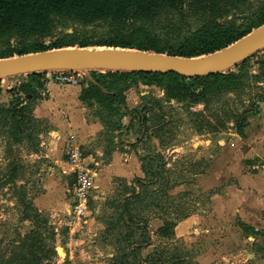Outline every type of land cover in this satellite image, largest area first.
I'll list each match as a JSON object with an SVG mask.
<instances>
[{
  "label": "rangeland",
  "instance_id": "obj_1",
  "mask_svg": "<svg viewBox=\"0 0 264 264\" xmlns=\"http://www.w3.org/2000/svg\"><path fill=\"white\" fill-rule=\"evenodd\" d=\"M216 5L218 11L223 9L225 12L219 18V22L222 24L235 23L239 25L243 20L249 19L253 12L264 10V0H239L235 1L234 4L217 0ZM227 5L229 6L226 9ZM212 6L213 2L204 6L190 3L185 5L183 13L172 6H162L152 20L129 22L123 26L110 25L101 20L85 22L68 17L63 13H54L50 18L51 29L48 35L37 34L26 37H21L16 33L6 35L0 39V50H7L12 43L43 42L49 47L53 43L61 44L62 47L58 49L63 50L84 48L90 52H132L136 50L111 47L101 43L113 38L136 37L138 34L136 30L141 28H145L157 36L161 44L171 43L175 38L199 27L204 21L211 18L210 9ZM68 40L79 41L87 45L85 47H79V44L66 46ZM246 60L247 72L242 76L241 85L230 87L229 84H221L204 97H198L191 93L170 96L166 87L153 83L155 87L152 88L151 83L144 82L140 76L136 77L144 85H148L144 89H137V94L133 92L136 99L141 90L148 91L150 96H152V92H156L161 99L153 100L147 106L142 105L144 106L142 113L145 116L142 118V125L140 119L137 123L139 114H134L132 119L129 116L122 117V119H125L126 124L132 122V128L136 124L135 132L132 131L134 142L149 146L154 135L153 132L150 134L149 131H154L156 128L162 135L165 145L163 153L167 159H170L168 162L171 165H165L163 169L159 170L163 174L161 186L174 190L171 196L182 203L177 209L169 207L168 220H177L179 216L185 217L191 213H197V211L198 213L203 212L206 209L205 205L208 204L207 198L210 197L211 191L203 190L205 182L203 174L206 173L207 168L214 166V157L210 156V150L206 149L207 145L213 142V149L217 151V148L220 147V139L231 142L235 133H239L241 137L248 136L244 134V130L250 124L249 120L255 118V115L259 113L260 102L264 100V73H262L264 47ZM241 64L242 61L222 72L226 73L230 70L238 72ZM108 70L98 69V72L95 71L92 74L105 76L104 72ZM17 76L16 79L12 78L6 83L0 80V258H9L12 264L14 262L21 264L24 262L23 257L25 260L30 257L31 250L25 246L22 247L18 239V234H27L35 224L24 215L20 204L23 191L27 195L26 198L33 202L37 197L45 194L46 201H49L52 206L54 205V208L49 210L37 207L43 212L44 217L47 218L52 227V229L48 228V230L43 231L46 238H52V244L56 250L52 264H148L147 258L157 251L164 256H181L186 259L190 258L189 252L191 251H194L195 254L201 251L202 253L209 251V247L205 243L206 238H199L196 242L197 245H189L184 238H157V236L155 237L157 231H154L150 244L136 247L137 260L121 261L120 252L127 254L131 245L128 247V243L123 237L124 229L122 232V226L118 225L122 223L117 219L118 217H115L120 210L119 204L116 202L119 198L115 195L117 190L113 189L108 193L95 191L93 190V180V186L87 193V209L78 213L74 207L78 203V198L76 199L74 194L77 183L76 171L78 166H86V163L80 158L84 156L83 153L85 152L99 150L103 152V157L106 159L108 156L106 150H108L109 144L107 139H110L112 134L115 135V132L109 131L108 136L107 134L98 135L87 149H82L75 138L66 139V146L63 151L65 158L72 163L74 162V154H76L79 159L76 164L80 165L75 167L74 171L67 169V173L64 172L53 162L52 158L46 157V151L44 152L47 150V145H50L53 140V136L49 134L52 126L50 127L48 123L32 117L26 132L19 140L11 136L13 125L12 121L6 117L5 108L13 100L12 90L19 88L23 82L29 80L28 73ZM36 76H41V84L35 86L38 96L40 99L46 98L51 82L43 81V78L50 76V74L48 71H42ZM137 80L136 82L132 81V84L128 83V85H138ZM186 83L189 86L194 84L189 78L186 79ZM128 87H125L126 91ZM42 88L48 90L46 96L41 95L40 90ZM7 93L10 94V97ZM19 94L26 98L29 106L32 105L33 107V100H28L29 94L23 95L22 92ZM156 107H159V115H155L154 109ZM112 110L115 113L111 123L117 121L119 116L116 109ZM124 132L121 131L120 139L124 138ZM27 134L32 135L31 139H34V143L25 137ZM104 142L106 143L103 144ZM173 150L175 151L173 152ZM148 152L145 155L143 152L141 153L144 164L148 157L153 154L162 159L165 158L161 153ZM228 152L231 154L232 150L229 149ZM50 166L56 169L54 170L57 175L56 180H47ZM56 182L59 184L56 185ZM44 186H46V190ZM89 207L92 208V214L89 212ZM151 207L153 208L147 211V214L161 213L157 207L154 208V205ZM146 213L140 214L138 210L131 217L133 220L143 223L146 219ZM93 216L99 223L104 224L100 231L95 224L89 222ZM114 221L117 224L108 226L111 224L110 222L114 223ZM148 228L152 230L149 225ZM245 232L255 235L256 238H247L245 235L242 242L230 243L228 241L222 251L225 253V258H219L220 260L213 264H264V229L260 228L255 231L245 228ZM202 239L204 240L201 241ZM210 241H214L213 244L218 245L221 238H210ZM213 252L215 253V251Z\"/></svg>",
  "mask_w": 264,
  "mask_h": 264
},
{
  "label": "trees",
  "instance_id": "obj_2",
  "mask_svg": "<svg viewBox=\"0 0 264 264\" xmlns=\"http://www.w3.org/2000/svg\"><path fill=\"white\" fill-rule=\"evenodd\" d=\"M224 1L234 4L235 1L239 0ZM211 2H213V6L210 9L212 14L211 18L204 21L199 27L175 38L171 43L166 42L165 44H161L157 36H154L147 29L141 28L136 30L138 32L136 37L113 38L101 44H106L111 47L168 54L187 59L199 58L211 55L234 44L264 24V10L261 12H253L249 19L246 21L243 20L239 25L235 23H220L219 18L225 12L223 9L218 11L216 5L217 0H0V39L13 33L21 37L37 34L48 35L51 29L50 18L54 13H63L68 17L85 22L101 20L110 25L123 26L129 22H147L152 20L162 6H172L183 13L184 7L187 4L193 3L195 5L197 4V6H204ZM228 6H226V9ZM77 44H79V47H85L87 45L74 40H68L65 45L74 46ZM61 47V44L56 43H53L50 47L46 46L43 42L26 44L12 43L7 50H0V58L42 52ZM246 61V59L242 61L238 72L230 70L226 73L219 72L193 77L183 76L176 72L165 73L128 70H108L104 72L105 76H96L92 73L95 71L98 72V69H89V75L91 74V77H87V86H84L81 96L85 99L95 98L111 110L116 109V113L119 114L118 120L113 121V126L116 128H121L122 117L130 116L132 119L134 118V114H139L137 123H139L140 119L142 125V118L144 116L142 110L148 104L131 111L125 107V87L130 86L128 83L132 81L136 82L137 76H140L146 83H155L161 87H166L170 92V96L191 93L198 97H204L221 84H229L231 85L230 87L241 85L242 76L247 72V67L245 66ZM262 67H264V62ZM40 73L42 72L28 73L29 80L23 82L19 88H14L11 92L13 94V100L5 108V113L6 117L12 121L13 131L11 136L15 139L19 140L22 137L27 130L28 123L33 117L32 105L29 106L26 98L22 97L19 93L22 92L24 93L23 95L29 94L30 98L28 100H33L35 104L37 99H39L35 86L41 84V76L36 75ZM262 73H264V68ZM188 78L193 81L194 87L186 83V79ZM116 87H119V89H116ZM132 124L131 122L130 125ZM153 133L164 142L157 128ZM25 137L31 139L32 135L27 134ZM31 143H34V139H31ZM166 164L167 161L164 158L149 156L144 167L149 177L143 183H140L142 191L136 193L135 187H132L131 192L133 194L125 198L124 196L127 190H129L125 186L123 188L124 191H122L119 195L120 197L116 200L120 210L115 217H118L117 219L122 223L118 225L122 226V232L124 229L123 237L128 243V247L131 245L127 254L120 252L119 257H121V261H128L129 259L137 260L138 254L135 252L136 247L148 245L153 239V233L148 228L149 219L146 218L143 223L133 220L130 204H141V210L154 205L165 216L170 213L169 207L177 209L182 204L178 200H175L177 198L167 193L168 188L161 186L163 174L159 170L163 169ZM137 181L139 182V180ZM26 196V193L23 191L20 204L22 205L26 218L35 224L27 234H18L21 246H25L31 250L30 257L26 258V260L23 257L24 262L21 264H52L56 250L52 244V238H46L43 233L44 230L46 231L48 228L52 229V227L49 225L47 218L44 217L43 212L37 208L33 201L28 200ZM181 218L183 217L179 216V219ZM179 219H165V224L157 230V238L171 237ZM110 223L108 226L116 222ZM147 261L148 264H199L181 256H164L158 251L148 257ZM0 264H12V261L9 258L2 257L0 258ZM14 264L17 263L14 262Z\"/></svg>",
  "mask_w": 264,
  "mask_h": 264
},
{
  "label": "crops",
  "instance_id": "obj_3",
  "mask_svg": "<svg viewBox=\"0 0 264 264\" xmlns=\"http://www.w3.org/2000/svg\"><path fill=\"white\" fill-rule=\"evenodd\" d=\"M17 75L7 76L0 80L6 83L12 78L16 79ZM137 83L138 85H132L128 87L129 90L124 91L125 107L129 111L141 108L143 104L149 105L147 102L161 99L156 92H152V96H150L146 90H141L136 99L133 92L137 94V89L148 87L141 80H137ZM84 86L87 84L63 86L51 82L46 98L37 99L33 105V117L45 121L50 127L52 126L49 134L53 136V140L50 145H47V150H44L46 157L52 158L53 162L64 172L67 173V169L74 171L77 165L67 160L63 152L66 139L75 138L82 149H87L98 135L107 134L108 136L109 131H113L115 135L112 134L110 139H107L109 144L108 150H106V155H108L106 159L103 157V152L99 150L82 152L84 156L81 157V160L86 163L88 169L93 170V190L108 193L116 189L115 195L120 197L119 195L126 186L129 190H127L125 198L133 194L132 187H135L136 193H140L142 191L140 183L149 177L145 171L141 153L143 152L144 155L148 151V153H154V151L161 153L165 157L164 160L167 161L166 166H170L171 164L168 162L170 159H167L163 153L165 151L164 142L156 135H151L153 140L149 146L134 142L132 131L135 132L136 124L133 128L130 124H126L125 116L122 119L121 128L113 126L111 120H113L115 112L113 113V110L95 98H83L81 95ZM151 87L154 88L155 85L152 83ZM7 95L10 97V94L7 93ZM154 110L155 115H159V107ZM249 122L250 124L244 130V134L248 136L241 137L239 133H235L231 142L220 139V147L217 148V151L213 149V142L207 145L206 149L210 150V156L214 157V166L207 168L206 173L203 174L205 179L203 190L211 191L210 197L207 198L208 204L205 205L206 209L203 212L198 213L197 211V213L194 212L179 219L174 227L173 235L169 237L184 238L189 245H197L196 242L199 238H206L205 243L208 245L209 251H203L204 253L201 251L196 254L194 251L189 252L191 255L189 259L199 264H213L220 260L219 258H225V253L222 251L228 241L230 243L242 242L245 235L247 238H256L255 235L246 233L245 228L255 231L260 228L264 229V100L260 102L259 113ZM156 126L154 127L156 128ZM121 131H125L122 139H120ZM149 132L153 134V131ZM128 135H130L129 138ZM229 149L232 150L231 154L228 152ZM204 157H206L205 154ZM54 170L56 169L53 166L49 167L47 180H56L57 175ZM58 184L56 182V185ZM44 187L46 190V186ZM173 191L168 189L167 193L172 195ZM45 197V194L37 197L34 204L38 208L53 209L54 205L47 202ZM89 199L91 200L90 197ZM140 206L141 204H130L131 214L134 215L138 210L140 214L146 213L151 210L150 208H153L141 210ZM88 209L92 214V208ZM147 213L146 218H149L148 225L151 227L150 232L152 233L161 228L165 224V219L168 218L163 213L156 215ZM89 222L95 224L99 231L104 227V224L99 223L94 216L89 219ZM210 238H221V241L218 245L213 244L214 241L211 242ZM232 239L234 240L232 241Z\"/></svg>",
  "mask_w": 264,
  "mask_h": 264
},
{
  "label": "water",
  "instance_id": "obj_4",
  "mask_svg": "<svg viewBox=\"0 0 264 264\" xmlns=\"http://www.w3.org/2000/svg\"><path fill=\"white\" fill-rule=\"evenodd\" d=\"M264 47V24L234 44L199 58L132 51L126 53L53 49L0 58V79L17 74L63 69H112L145 72H176L183 76H204L222 72Z\"/></svg>",
  "mask_w": 264,
  "mask_h": 264
},
{
  "label": "built area",
  "instance_id": "obj_5",
  "mask_svg": "<svg viewBox=\"0 0 264 264\" xmlns=\"http://www.w3.org/2000/svg\"><path fill=\"white\" fill-rule=\"evenodd\" d=\"M49 72L50 76H46L43 78V81L46 82H55L60 85H81L83 83H87L90 78L89 69L88 70H77V69H63V68H55L46 70ZM88 75V76H87ZM86 78V79H85ZM46 85V84H45ZM41 95L46 96L48 90L42 88L40 90ZM74 164L78 162V157L74 154ZM81 160V158H80ZM77 166L80 164H76ZM83 165V164H82ZM76 166V167H77ZM78 166V170L76 171V187L74 188V194L76 199L78 198V203L74 206L78 213L84 212L86 208V199L88 190L93 186V170L88 169L86 166ZM86 167V168H85Z\"/></svg>",
  "mask_w": 264,
  "mask_h": 264
},
{
  "label": "bare ground",
  "instance_id": "obj_6",
  "mask_svg": "<svg viewBox=\"0 0 264 264\" xmlns=\"http://www.w3.org/2000/svg\"><path fill=\"white\" fill-rule=\"evenodd\" d=\"M111 53H122L120 51H114V52H111ZM61 252L63 253V250L61 249Z\"/></svg>",
  "mask_w": 264,
  "mask_h": 264
}]
</instances>
